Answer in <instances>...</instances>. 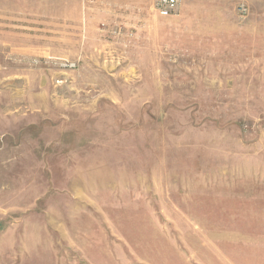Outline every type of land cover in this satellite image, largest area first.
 I'll use <instances>...</instances> for the list:
<instances>
[{
  "label": "rangeland",
  "instance_id": "rangeland-1",
  "mask_svg": "<svg viewBox=\"0 0 264 264\" xmlns=\"http://www.w3.org/2000/svg\"><path fill=\"white\" fill-rule=\"evenodd\" d=\"M156 2L0 0V264H232L264 226V0Z\"/></svg>",
  "mask_w": 264,
  "mask_h": 264
},
{
  "label": "crops",
  "instance_id": "crops-1",
  "mask_svg": "<svg viewBox=\"0 0 264 264\" xmlns=\"http://www.w3.org/2000/svg\"><path fill=\"white\" fill-rule=\"evenodd\" d=\"M248 220L246 229L242 233L243 238L232 246V257L227 255L232 264H255V258H258V264H264V243L257 244L263 240L264 226L255 224L252 218Z\"/></svg>",
  "mask_w": 264,
  "mask_h": 264
},
{
  "label": "built area",
  "instance_id": "built-area-1",
  "mask_svg": "<svg viewBox=\"0 0 264 264\" xmlns=\"http://www.w3.org/2000/svg\"><path fill=\"white\" fill-rule=\"evenodd\" d=\"M179 7V0H157L156 8L160 15L171 16Z\"/></svg>",
  "mask_w": 264,
  "mask_h": 264
}]
</instances>
